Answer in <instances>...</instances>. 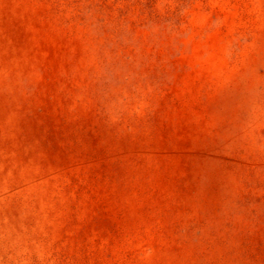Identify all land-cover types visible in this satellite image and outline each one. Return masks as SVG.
<instances>
[{
  "label": "rangeland",
  "instance_id": "obj_1",
  "mask_svg": "<svg viewBox=\"0 0 264 264\" xmlns=\"http://www.w3.org/2000/svg\"><path fill=\"white\" fill-rule=\"evenodd\" d=\"M0 264H264V0H0Z\"/></svg>",
  "mask_w": 264,
  "mask_h": 264
}]
</instances>
